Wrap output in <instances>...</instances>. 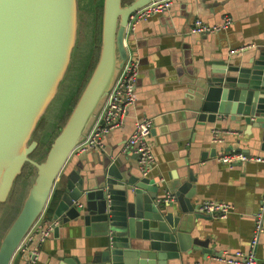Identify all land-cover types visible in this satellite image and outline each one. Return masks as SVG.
Here are the masks:
<instances>
[{"label":"water","instance_id":"water-1","mask_svg":"<svg viewBox=\"0 0 264 264\" xmlns=\"http://www.w3.org/2000/svg\"><path fill=\"white\" fill-rule=\"evenodd\" d=\"M151 1L97 0L102 7L97 63L41 159L33 156L41 144L35 134L71 64L79 36V0H0V208L10 202L24 169L32 165L34 170L23 205L1 238L0 264H12L68 160L91 132L129 57L130 17ZM189 87L192 118L214 122L231 114L247 128L264 130L263 46L246 60L228 56L208 63ZM262 139L264 151V134ZM240 151L250 156L249 150ZM85 153L68 174L53 218L82 220L99 237L98 250L86 262L65 258L59 264H189L192 253H209L192 236L203 214L200 204L185 205L182 199L196 180L191 170L184 180L166 184L179 203L173 206L160 198L157 179L137 172L132 161L120 156L105 154L100 168L82 173L86 159L97 154ZM210 153L216 155V148ZM23 258L22 264H28L30 251Z\"/></svg>","mask_w":264,"mask_h":264},{"label":"crops","instance_id":"crops-1","mask_svg":"<svg viewBox=\"0 0 264 264\" xmlns=\"http://www.w3.org/2000/svg\"><path fill=\"white\" fill-rule=\"evenodd\" d=\"M197 17L217 25L227 17L232 21L221 32H186ZM131 36V50L138 56L140 64L136 102L124 125L106 134L104 146L93 150L97 154L86 159L82 173L90 167L100 168L99 159L105 154L132 161L139 172L137 156L132 152L125 153L122 148L136 120L152 118L154 124L149 141L156 164L146 175L161 184L160 198L171 193L174 197L170 202L173 206L179 205L175 192L166 184L175 178L184 180L182 178L189 177L191 170L196 180H191L185 188L182 195L185 205L197 207L204 201L217 200L233 206V211L226 217L203 213L196 219L198 224L192 236L210 254L196 251L188 256L189 264H230L219 258L236 251H253L264 261V231L252 244L256 235L255 214L260 210L264 195V162L248 160L230 165L219 159L221 153L233 149H247L252 156L264 155V130L247 128L231 114L222 119L218 117L214 122L194 119L191 115L193 100L189 97V83L207 70L208 63L222 61L228 56L232 60L237 57L246 60L259 47H264V0H174L169 10L141 21ZM236 46L239 47L231 49ZM220 58L222 60H214ZM215 128L229 131L222 142H213ZM212 148H216V155L210 153ZM87 151L76 149L71 155L55 183L53 208L50 213H45L40 224L55 220L54 209L64 193L68 174L78 160L86 157ZM57 227V231L43 242L36 231L29 248L16 252L12 264H22L23 253L34 249L39 252L34 264H59L65 258L86 262L90 255L96 254L99 237L88 231L82 220H58Z\"/></svg>","mask_w":264,"mask_h":264},{"label":"built area","instance_id":"built-area-1","mask_svg":"<svg viewBox=\"0 0 264 264\" xmlns=\"http://www.w3.org/2000/svg\"><path fill=\"white\" fill-rule=\"evenodd\" d=\"M173 3L174 0H153L149 4L135 11L130 17L127 32L129 57L91 132L77 149L85 151L102 148L104 146V136L112 132V130L124 125L130 108L136 102V83L140 73L139 58L135 52L131 50L130 46L131 35L136 31L137 26L141 21L146 20L155 14L163 13L169 10ZM231 21V18L227 17L222 24L217 25L210 24L202 20L200 17H197L194 20L190 31L198 34L215 33L226 29ZM153 124L154 120L149 117L137 119L132 133L122 148L125 153L132 152L134 154H138V166L144 175L150 173L156 164V157L149 141ZM227 132L229 131L221 128H215L213 130V142H222L223 137ZM219 159L230 165H234L237 162H244L248 160L264 162V155L248 156L240 150L233 149L221 155ZM173 197L174 196L171 193H167L163 201H170ZM198 210L212 216L226 217L233 211V206L232 204L224 201L208 200L202 202L199 205ZM45 211L28 232L17 252L19 250H27L29 248V243L33 240L36 231L39 232L40 241L42 242L53 233L55 226L58 225V220H48L44 221V224H40V221L43 220V217H45ZM263 217L264 195L260 210L255 214L256 235L253 238V245L257 242L258 234L264 231ZM30 253L31 259L28 264H34L38 259L39 252L34 249L30 250ZM219 259L230 264H264V261L259 260L253 251L249 253L236 251L233 254H227Z\"/></svg>","mask_w":264,"mask_h":264},{"label":"rangeland","instance_id":"rangeland-1","mask_svg":"<svg viewBox=\"0 0 264 264\" xmlns=\"http://www.w3.org/2000/svg\"><path fill=\"white\" fill-rule=\"evenodd\" d=\"M79 8V36L73 51L71 64L65 78L61 82L56 98L45 114V122H41L35 134V137L41 140V144L35 154L37 158L42 159L44 157L53 134L57 127L62 125L60 123L59 126V122L61 119L63 120V115L68 110L69 105H71L72 98L81 91L83 80L96 55L97 46L99 48L101 17L99 18L98 15L99 10L102 12V7L97 0H79ZM32 167V165L26 167L24 175H21L18 180L15 191L13 190L10 202L0 208V241L23 205L30 185V179L34 174Z\"/></svg>","mask_w":264,"mask_h":264},{"label":"trees","instance_id":"trees-1","mask_svg":"<svg viewBox=\"0 0 264 264\" xmlns=\"http://www.w3.org/2000/svg\"><path fill=\"white\" fill-rule=\"evenodd\" d=\"M130 1H131V0H123V3H128V2H130ZM101 15H102V12H101V10H99V15H98L99 18L101 17ZM97 42H98V41H97ZM98 56H99V48H98V46H97V52H96V55H95V57H94L93 62H92L91 65H90V68L88 69V71H87V73H86V76H85V78H84V80H83L82 87H83V85L85 84V82H86V80H87V78H88V75L91 73V71L93 70L94 66L96 65L97 60H98ZM79 93H80V92H79ZM79 93H77V95L74 97V99H73V101H72V103H71L72 106L75 104V102H76V100H77V98H78ZM69 113H70V110H68L67 113L65 114V116H64V118H63V120H62V122H61L62 125L65 123V121H66V119H67ZM36 151H37V150H36ZM36 151L34 152V155H33V156H35ZM25 169H26V168H25ZM25 169H24L22 175H24V173H25ZM17 184H18V181H17V183H16V186H15V188H14V191H15V189H16V187H17ZM54 197H55V194L52 195V199L50 200V202H49V204H48V206H47V208H46V211H45V212H46L47 214L50 213L51 210H52V208H53V205H54Z\"/></svg>","mask_w":264,"mask_h":264}]
</instances>
